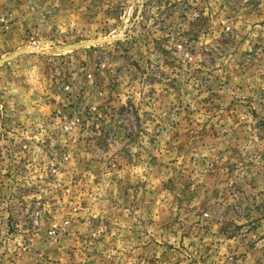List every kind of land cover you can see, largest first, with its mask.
<instances>
[{"label":"rangeland","instance_id":"rangeland-1","mask_svg":"<svg viewBox=\"0 0 264 264\" xmlns=\"http://www.w3.org/2000/svg\"><path fill=\"white\" fill-rule=\"evenodd\" d=\"M0 264H264V0H0Z\"/></svg>","mask_w":264,"mask_h":264}]
</instances>
